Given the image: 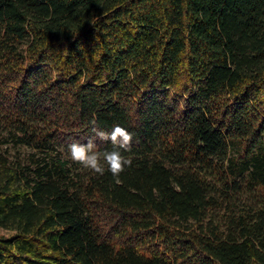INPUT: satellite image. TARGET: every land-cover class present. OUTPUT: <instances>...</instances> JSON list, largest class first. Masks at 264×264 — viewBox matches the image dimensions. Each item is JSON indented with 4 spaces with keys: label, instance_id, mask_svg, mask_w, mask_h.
Wrapping results in <instances>:
<instances>
[{
    "label": "trees",
    "instance_id": "1",
    "mask_svg": "<svg viewBox=\"0 0 264 264\" xmlns=\"http://www.w3.org/2000/svg\"><path fill=\"white\" fill-rule=\"evenodd\" d=\"M0 128V264H264V0H0Z\"/></svg>",
    "mask_w": 264,
    "mask_h": 264
},
{
    "label": "clouds",
    "instance_id": "2",
    "mask_svg": "<svg viewBox=\"0 0 264 264\" xmlns=\"http://www.w3.org/2000/svg\"><path fill=\"white\" fill-rule=\"evenodd\" d=\"M91 132L92 136L88 139L87 143H72L69 145L71 161L101 176L107 170L111 173L115 182L119 184L121 182L119 179L120 173L126 167H130L132 163L131 159H126L121 155V150L124 152L131 151L133 134L119 125L114 126L110 132H105L97 126H93ZM96 140L110 142L113 150L104 153L95 151ZM105 165L107 169H105Z\"/></svg>",
    "mask_w": 264,
    "mask_h": 264
},
{
    "label": "rangeland",
    "instance_id": "3",
    "mask_svg": "<svg viewBox=\"0 0 264 264\" xmlns=\"http://www.w3.org/2000/svg\"><path fill=\"white\" fill-rule=\"evenodd\" d=\"M0 132H1V128H0ZM4 148L7 149V152L9 153V156L11 159H16L18 157H24L29 151V148L26 147H13L11 144H7V146H3ZM68 157V154L67 156ZM0 232H3V230L0 228Z\"/></svg>",
    "mask_w": 264,
    "mask_h": 264
}]
</instances>
